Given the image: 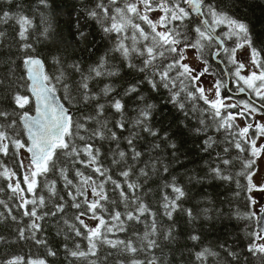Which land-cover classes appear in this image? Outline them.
<instances>
[{"label":"snow or ice","instance_id":"6c2138e0","mask_svg":"<svg viewBox=\"0 0 264 264\" xmlns=\"http://www.w3.org/2000/svg\"><path fill=\"white\" fill-rule=\"evenodd\" d=\"M62 5L71 8L66 36L54 27L56 0L0 3V24L18 26L24 53L23 74L0 105V217L49 257L57 250L46 224L63 234L73 259L107 246L128 257L119 264H169L164 249L178 244L182 219L196 264H250L257 255L264 264V229L248 233L246 245L217 237L203 246L197 222L211 227L233 213L214 200L190 206L189 185L217 181L234 183V195L252 204L258 192L264 204V40L241 13L246 0ZM33 39L53 41L46 57ZM168 106L204 160L184 177L173 170L181 159L175 133L156 121ZM3 264L48 262L13 255Z\"/></svg>","mask_w":264,"mask_h":264},{"label":"trees","instance_id":"16d2710c","mask_svg":"<svg viewBox=\"0 0 264 264\" xmlns=\"http://www.w3.org/2000/svg\"><path fill=\"white\" fill-rule=\"evenodd\" d=\"M18 3L22 2L24 7H28V0H17ZM72 0H68L70 4ZM2 3V0H0ZM58 6H60V14L55 18L54 27H59L64 35H67V11H71V8L65 9L62 5V0H56ZM248 4L247 8H241V13L247 16L250 23V27L253 30V37L257 40H264V0H246ZM224 4L231 7V0H224ZM38 16V14H37ZM16 27L18 26H4L0 24V30L5 31V37L0 38V105L6 104L9 92L14 90L17 86L21 75L23 74V55L20 51L19 37L16 35ZM53 40H56L55 35ZM35 44L38 53L42 57L47 56V50L52 47L53 41H45L43 44L36 43L33 39L30 41ZM99 46L103 48L104 42L98 41ZM50 70V69H49ZM170 106L161 107L157 114L156 121L162 125L164 129L171 127V132L175 133V142L179 146V155L181 157L177 165L173 166V170L177 176L184 177L186 171L192 169H198L204 166V160L200 159L197 155L198 147L193 143L192 138L187 135L186 130L182 135L180 131L174 126ZM182 127V126H181ZM187 153V154H186ZM206 159V158H205ZM186 183V177H185ZM191 188V196L194 199L191 200L190 206L200 205L202 201L214 200L218 207H221L225 213L232 212L233 218L230 220L227 216L223 220L217 221L213 226H209V223L202 221L197 222L196 230L200 231L199 225L203 223L204 238L202 240L203 246H208L215 242L217 237H227L229 241H234L239 237L238 244L246 245L248 242V233L257 231L256 229V215H253V209L250 201H247L248 194H244V198H240L234 195L236 185L224 184L220 186V182H213L210 186L205 185H189ZM231 188V190H229ZM0 199L7 200V196L4 193H0ZM231 201V203H228ZM0 211H3L0 207ZM239 212L246 216V219H236L235 213ZM179 219V218H178ZM47 231V238L49 245L57 250L56 257L47 256V249L43 245H36L31 239L21 240L18 237L16 226L13 225L9 219L4 220L0 217V264H3V260L10 258L13 255H19L25 258H45L48 264H119L120 261H126L128 257L122 253L116 252L107 246H101L97 257L76 258L73 259L66 255L63 250V234L57 235L56 228L52 224L45 225ZM178 231V244L171 245L164 249V258L169 264H185L188 260L189 254L192 255V264H196L195 251L191 248V242L187 241L186 231L187 228L179 220ZM186 242L188 247H185ZM86 250V243L83 246ZM111 253V255H109ZM159 255V252L157 253ZM143 258V255H140ZM259 255L249 257L250 264H260Z\"/></svg>","mask_w":264,"mask_h":264},{"label":"rangeland","instance_id":"374dc122","mask_svg":"<svg viewBox=\"0 0 264 264\" xmlns=\"http://www.w3.org/2000/svg\"><path fill=\"white\" fill-rule=\"evenodd\" d=\"M252 196H253V198L256 200V203L255 204H252L251 202V205H252V208L254 209V207L257 209H259V202H260V200L262 199L261 198V194L260 193H258V192H253L252 194H251Z\"/></svg>","mask_w":264,"mask_h":264},{"label":"flooded vegetation","instance_id":"af4514ba","mask_svg":"<svg viewBox=\"0 0 264 264\" xmlns=\"http://www.w3.org/2000/svg\"><path fill=\"white\" fill-rule=\"evenodd\" d=\"M261 198H262V197H261ZM258 205H259V209H258V208L256 209L255 207H254V209L252 208L254 214H256L257 216H259L260 214H264V211L261 210L262 208H264V204H261V203L259 202ZM257 216H256V217H257ZM261 229H264V226H262Z\"/></svg>","mask_w":264,"mask_h":264},{"label":"water","instance_id":"95a60500","mask_svg":"<svg viewBox=\"0 0 264 264\" xmlns=\"http://www.w3.org/2000/svg\"><path fill=\"white\" fill-rule=\"evenodd\" d=\"M262 226H264V214H260L257 219V228L258 231L261 230Z\"/></svg>","mask_w":264,"mask_h":264}]
</instances>
